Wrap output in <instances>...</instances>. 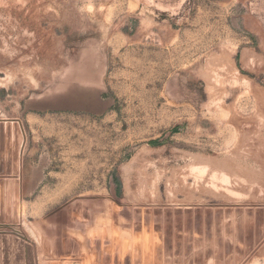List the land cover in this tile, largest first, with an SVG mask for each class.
Returning a JSON list of instances; mask_svg holds the SVG:
<instances>
[{"label":"rangeland","instance_id":"rangeland-1","mask_svg":"<svg viewBox=\"0 0 264 264\" xmlns=\"http://www.w3.org/2000/svg\"><path fill=\"white\" fill-rule=\"evenodd\" d=\"M0 264H264V0H0Z\"/></svg>","mask_w":264,"mask_h":264},{"label":"bare ground","instance_id":"bare-ground-1","mask_svg":"<svg viewBox=\"0 0 264 264\" xmlns=\"http://www.w3.org/2000/svg\"><path fill=\"white\" fill-rule=\"evenodd\" d=\"M219 93V92H218ZM227 146V145H226ZM229 180V179H228ZM252 191V190H251Z\"/></svg>","mask_w":264,"mask_h":264}]
</instances>
